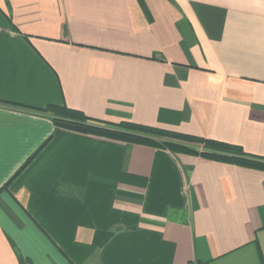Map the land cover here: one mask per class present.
<instances>
[{
  "label": "crops",
  "instance_id": "obj_1",
  "mask_svg": "<svg viewBox=\"0 0 264 264\" xmlns=\"http://www.w3.org/2000/svg\"><path fill=\"white\" fill-rule=\"evenodd\" d=\"M51 105L264 159V0H0V264H264V170Z\"/></svg>",
  "mask_w": 264,
  "mask_h": 264
},
{
  "label": "trees",
  "instance_id": "obj_2",
  "mask_svg": "<svg viewBox=\"0 0 264 264\" xmlns=\"http://www.w3.org/2000/svg\"><path fill=\"white\" fill-rule=\"evenodd\" d=\"M42 111L52 116L53 123L57 127L133 144L164 148L171 153L194 154L215 161L264 170V159L250 156L241 148L227 143L129 122L116 125L97 123L83 113L65 106L51 105Z\"/></svg>",
  "mask_w": 264,
  "mask_h": 264
}]
</instances>
